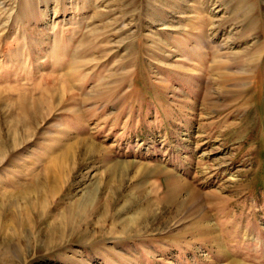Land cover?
Instances as JSON below:
<instances>
[{
  "label": "rangeland",
  "instance_id": "1",
  "mask_svg": "<svg viewBox=\"0 0 264 264\" xmlns=\"http://www.w3.org/2000/svg\"><path fill=\"white\" fill-rule=\"evenodd\" d=\"M0 264H264V0H0Z\"/></svg>",
  "mask_w": 264,
  "mask_h": 264
},
{
  "label": "bare ground",
  "instance_id": "2",
  "mask_svg": "<svg viewBox=\"0 0 264 264\" xmlns=\"http://www.w3.org/2000/svg\"><path fill=\"white\" fill-rule=\"evenodd\" d=\"M68 87H69V84H66L65 87H63V88L61 87V88H62L63 92H66L68 90ZM85 146L87 149H89L90 151H93V152L97 149L96 146H94L90 142H87ZM72 153H73V149L71 148V150H68L67 153L65 154L64 161L69 160L72 157ZM63 165H64V163H61V161L59 160L54 165V167L51 166L47 169L48 181H50L54 184L61 181V179H62L61 173H62V170H64Z\"/></svg>",
  "mask_w": 264,
  "mask_h": 264
}]
</instances>
